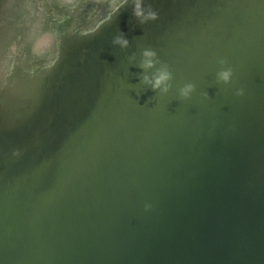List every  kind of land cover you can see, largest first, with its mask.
<instances>
[{
	"label": "water",
	"instance_id": "water-1",
	"mask_svg": "<svg viewBox=\"0 0 264 264\" xmlns=\"http://www.w3.org/2000/svg\"><path fill=\"white\" fill-rule=\"evenodd\" d=\"M36 1L0 0V264H264V0Z\"/></svg>",
	"mask_w": 264,
	"mask_h": 264
},
{
	"label": "clouds",
	"instance_id": "clouds-1",
	"mask_svg": "<svg viewBox=\"0 0 264 264\" xmlns=\"http://www.w3.org/2000/svg\"><path fill=\"white\" fill-rule=\"evenodd\" d=\"M136 17L140 18L141 23H144L148 20H157L158 19V13L155 10H152L151 7L148 8L147 11H145L144 8V0H136V3L134 5V13ZM114 43H118L121 45V47H126L128 45L127 39H124L122 37H118ZM155 57L156 53L152 50H145L143 52V61H142V67L145 69L151 68L154 66L155 63ZM233 76V72L230 68H226L224 70H221L218 72L217 77L219 81H223L224 83H228ZM171 79V73L168 71L166 67L158 70V72L149 79L147 76L144 77V81L146 83H150L152 89L155 91L157 89H161L162 91L168 90V81ZM193 91V85L187 84L180 90V95L184 98H187L190 96V94ZM243 89H239L237 91V95H243Z\"/></svg>",
	"mask_w": 264,
	"mask_h": 264
},
{
	"label": "bare ground",
	"instance_id": "bare-ground-1",
	"mask_svg": "<svg viewBox=\"0 0 264 264\" xmlns=\"http://www.w3.org/2000/svg\"><path fill=\"white\" fill-rule=\"evenodd\" d=\"M38 1L40 0H37L36 2ZM60 1L61 0H49V2L44 3V7L48 6L50 8H54L55 11H56V8L67 10V7L69 6L66 5V2L61 1L62 2L61 3ZM21 6L22 5L19 4L17 8L11 11L12 14L16 13L14 17L15 24H13L11 27L8 28V33L14 34L13 38L17 40V42L14 44H11L9 48L10 49L12 48V51H14L16 50L17 46H21L22 52L24 54V51L26 48L25 42L28 39L29 27L31 25L30 20L33 18V16L35 19H37L39 13H36L38 10L36 12H32V9H33L32 4H27L26 6L22 8Z\"/></svg>",
	"mask_w": 264,
	"mask_h": 264
}]
</instances>
